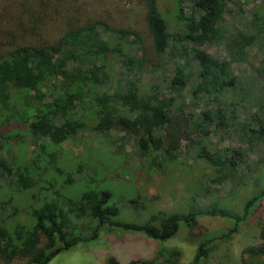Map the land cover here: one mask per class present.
I'll return each mask as SVG.
<instances>
[{
	"label": "trees",
	"instance_id": "obj_1",
	"mask_svg": "<svg viewBox=\"0 0 264 264\" xmlns=\"http://www.w3.org/2000/svg\"><path fill=\"white\" fill-rule=\"evenodd\" d=\"M80 1L33 0L0 12V261L49 264L103 229L165 242L183 224L191 240L204 237L187 264H206L213 242L237 234L264 200V13L238 22L230 0H138L139 28L110 23L100 7L103 13L94 15ZM203 45L225 57L197 48ZM162 64L171 73L156 74ZM242 64L250 69L236 74ZM87 130L107 147L114 132L132 136L133 154L158 172L192 152L214 172L210 183L250 186L252 193L236 214L212 199L206 210L159 211L145 224L121 221L109 190L89 188L77 197L67 191L86 162L66 144ZM216 131L243 147L209 148L204 140ZM15 138L34 146L29 157L13 156ZM84 149L88 158L92 151ZM65 159L69 170L60 169ZM197 191L211 192L207 185ZM205 216L232 224L207 238L197 234ZM256 225L259 242L242 249L239 264H264V215ZM180 255L158 248L154 258L126 264H182ZM104 264L121 263L109 256Z\"/></svg>",
	"mask_w": 264,
	"mask_h": 264
},
{
	"label": "rangeland",
	"instance_id": "obj_2",
	"mask_svg": "<svg viewBox=\"0 0 264 264\" xmlns=\"http://www.w3.org/2000/svg\"><path fill=\"white\" fill-rule=\"evenodd\" d=\"M32 1L0 0V12L12 3L21 2L28 5L33 3ZM80 2L85 4L84 8L92 5L91 10L94 15L97 14L96 11L99 12L95 8L100 7L106 13H99H103L102 16L107 18L110 23L116 19L131 25H138L139 28L142 26L144 10L138 0H82ZM228 8L233 13H237L234 16L240 22L244 17H249L252 11H259V14L264 13V1L230 0ZM197 48L215 58L225 57L221 48L208 47L207 45ZM249 52L252 64L257 66L259 56L256 48H250ZM164 69L168 74L172 71L171 67L162 64L156 74L158 72L160 74ZM248 69H250L249 66L242 64L235 72L237 74L248 71ZM101 140L100 137L87 130L67 142L66 147L70 149L73 158L86 162L82 175L75 176L76 184L67 191L77 197L79 193L89 188L109 190L111 193L109 204H114L119 209L117 218L121 221L145 224L152 214L159 211L168 214H183L192 208H207L212 204V199L218 201L225 211L236 214L252 193L250 186L236 188L232 186L233 183L223 185L210 183V180L214 178V172L200 160L194 161L192 152L182 154L177 162L168 165L163 172H158L149 169L145 159L133 154L132 136L114 132L112 134L113 142L108 147L105 144H99ZM204 141V144L209 148L243 147L236 138L223 136L220 131L211 134ZM12 142L17 148L13 156L21 153L22 156L29 157L35 150L33 145L28 141L24 143L20 138L12 139ZM85 145L92 151L88 158H84ZM256 154H249V159L252 162L259 160V155ZM90 161L96 164L91 165ZM67 164L65 159V164H61L60 169L69 170L65 166ZM102 178L105 180L100 182ZM258 184L261 185L262 181ZM44 185L48 186L47 183ZM201 185L209 186L211 192L208 196L197 191V187ZM263 215L264 200L252 214L255 217L248 224L242 223L237 234L226 241L217 239L213 242V250L210 252L206 264H239L242 249L259 242V229L256 222ZM198 221L197 234L205 235L207 238L226 232L232 224L222 216H205L199 218ZM203 238L201 236L199 239L191 240L183 224H180L176 235L165 242L149 239L141 233L120 230L109 232L103 229L94 241L79 243L73 248L59 253L49 264H104L109 256L115 257L121 264H126L130 260H150L154 258L158 248L180 251V262L187 264L192 260L198 243ZM0 264L4 263L0 261ZM10 264H22V262L15 261Z\"/></svg>",
	"mask_w": 264,
	"mask_h": 264
}]
</instances>
